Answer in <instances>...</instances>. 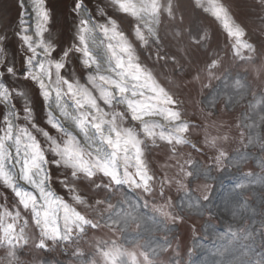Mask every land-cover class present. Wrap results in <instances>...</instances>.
<instances>
[{"label":"rangeland","instance_id":"374dc122","mask_svg":"<svg viewBox=\"0 0 264 264\" xmlns=\"http://www.w3.org/2000/svg\"><path fill=\"white\" fill-rule=\"evenodd\" d=\"M124 1L82 0L159 93L155 101H138L178 120L179 134L156 120L138 123L117 106L122 127L134 132L117 155L125 170L120 179L107 167L90 166L91 176H74L72 169L49 165L64 211L63 233L36 225L31 208L0 182V264H264V96L257 94H264V0H163L155 38L123 13ZM44 5L50 21L40 39L58 40L61 50L79 46L84 17L72 12L73 0ZM20 13L19 0H0V33L12 38ZM220 13L228 22L218 21ZM232 28L245 33L255 53L236 54ZM12 39L8 58L19 67L31 53L22 44L16 50ZM81 57L71 55L61 75L72 82L74 72L91 89ZM17 85L18 92L27 91L36 123L56 135L44 123L47 107L36 86ZM16 104L23 115V100ZM37 139L45 146L43 137ZM229 185L236 186L235 202L239 193L251 201H237L225 212Z\"/></svg>","mask_w":264,"mask_h":264},{"label":"snow or ice","instance_id":"6c2138e0","mask_svg":"<svg viewBox=\"0 0 264 264\" xmlns=\"http://www.w3.org/2000/svg\"><path fill=\"white\" fill-rule=\"evenodd\" d=\"M19 2L20 30L13 31L12 38L18 42L16 50L22 44L31 55L19 67L14 60L10 62L8 47L13 39L8 32L0 33V182L20 198L26 210L31 208L34 219H43L47 229V221L54 218L53 204L59 200L49 186V165L72 169L74 176L78 173L91 176L90 166H100L103 170L109 158L114 159L117 152L127 149L134 132L122 127L124 113L115 109L126 106L134 120L140 119L143 102L130 98L137 93L136 84H129V81L140 80V70L130 59L125 62L111 43L98 41L87 18L79 20V46L70 44L61 50L58 40L49 43L40 39L45 31L44 25L50 21L44 0H28L37 20L34 39L26 34L29 31L28 6L24 0ZM72 12L87 16L82 0H73ZM100 29L108 39V29L103 26ZM120 50L127 51L123 47ZM58 51L57 59L54 53ZM97 51L102 53L100 57ZM75 53L82 54L81 63L91 73L86 76L91 89L77 82L74 72L70 73L72 82L61 75L66 60ZM21 80L30 81L39 90L47 107L44 123L55 130L56 135L36 123L34 108L28 106L27 91H17V81ZM93 90L98 95H94ZM18 99L23 100V115L16 104ZM21 120L24 123H20ZM37 134L43 137L45 146H41ZM49 153L53 157L51 160L47 158ZM17 180L31 190L17 184ZM8 228L11 229L12 225L9 224Z\"/></svg>","mask_w":264,"mask_h":264},{"label":"bare ground","instance_id":"6f19581e","mask_svg":"<svg viewBox=\"0 0 264 264\" xmlns=\"http://www.w3.org/2000/svg\"><path fill=\"white\" fill-rule=\"evenodd\" d=\"M159 1H161V0H126L124 3H122L121 7L123 8L122 10L124 13L131 15L136 20H138L142 25H144L149 33H154L158 29L157 28L158 22H157L156 15H157V12H158L159 6H160ZM24 4L28 6L27 10H28L29 15H28L27 19L30 20V23L28 25H30V27H31L30 28L31 32L28 33V35L33 36V35H35V31H36L35 25H36L37 20L35 17V13L32 11V7L30 5H28V0H24ZM44 7H45V5H44ZM86 10H87V12L89 11L88 9H86ZM87 16H88V21H89L90 26L95 30L94 35L96 36L97 40L98 41H104L105 44L107 42L111 43L114 47H116L118 55L123 57L125 62H127L128 57L125 55L126 52L120 50L121 47H123V45L120 41V38L117 35L108 33V39H106L104 37L103 33L98 32V28H97V26H95L96 23H95V20L92 17V15H91V18L89 15H87ZM220 20L222 21L223 19L220 18ZM88 43H89V47L91 48L92 47L91 42L89 41ZM96 54L98 57H100L102 55V53L100 51H97ZM108 75H111V73H108ZM142 80H143V77L140 75V80L138 82L129 81V84H133V83L136 84L135 91L137 93V95L135 97H132L129 94L130 98L134 99V100H138L139 98L143 99V97H145V98H148L149 101H152V100L155 101L156 100L155 96L158 95L159 93L157 94V92H154L153 88H151V90H148L149 89L148 87L149 86L151 87L150 82L148 81L149 86H146L145 82ZM146 81H147V79H146ZM53 95H54V93H53ZM124 107H126V106H124ZM58 114L59 113L57 111V115ZM155 115L166 117V114L163 111H161L159 109H154L153 107H149V108L142 109V114L140 115V119L135 120V121L144 123V122H147L148 119L156 118ZM166 121L168 123V126L169 125L171 126V127L169 126L170 129H172V127L177 126V123H175L174 121L172 122L170 117H166ZM168 121H170V122H168ZM81 140H82V137H81ZM106 151L110 152L111 150L106 148ZM132 155H135V156L130 157V158H132V161L136 165L139 166V164H141V163L139 161V158H137L138 157L137 152H132ZM111 165H112V158H109V160L107 162V167H108L109 171L112 172L113 168L111 167ZM49 173H50V170H49ZM17 175H18V171H17ZM50 182H51V180H49V184H50L49 186H50L51 190L55 193V190L52 187ZM16 183L21 185L22 187L29 188V190H31L30 187L27 185H24L22 181L17 180ZM233 197H234L233 193H230V196L226 200L227 204H225V207H224L225 212L226 211L232 212V210H233L232 208H234L235 205L239 206V203L237 202L238 200H236V202H235ZM59 207H60L59 201L54 202V204H53V208L55 210L54 218H49V220L47 221V223L50 225V227L55 225L57 218L61 219V213H60ZM37 218L39 220L41 219L39 217H37Z\"/></svg>","mask_w":264,"mask_h":264}]
</instances>
